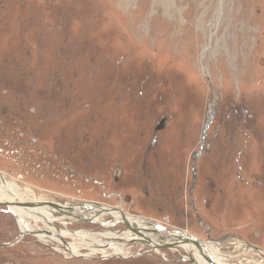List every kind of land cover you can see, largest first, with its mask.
<instances>
[{"label":"rangeland","instance_id":"1","mask_svg":"<svg viewBox=\"0 0 264 264\" xmlns=\"http://www.w3.org/2000/svg\"><path fill=\"white\" fill-rule=\"evenodd\" d=\"M0 173L264 264V0H0ZM55 245L0 206V264H189Z\"/></svg>","mask_w":264,"mask_h":264},{"label":"bare ground","instance_id":"2","mask_svg":"<svg viewBox=\"0 0 264 264\" xmlns=\"http://www.w3.org/2000/svg\"><path fill=\"white\" fill-rule=\"evenodd\" d=\"M39 199L40 198L36 197L33 191L24 189L23 186L16 182H12L6 177V175L0 173V203H9L10 205L17 206L11 207L10 210L17 218V223L22 235H34L39 241L44 243L51 242L53 245L56 244L55 248L58 249L63 246V249L67 251L71 257L90 258L89 256L91 254H89V256L81 254L82 249L88 248L93 253H103L101 256H121L125 258L126 256H129V254H127L128 251H126L128 249L126 248L130 246L142 243L148 246L149 248H147L150 250L156 246H161L164 243L171 245L177 243V240L174 237L175 235H164L157 232L153 225L150 226L148 221L137 217H128L129 224H131L136 231L127 230L124 234H118L115 232L106 233L107 231L105 230V233L79 230L78 233H75L70 230L69 227L76 226L79 222L101 225L104 229H110V231H113L114 229L111 230V227H115L118 223H123L122 217L120 214L113 211H104L100 209L89 210L88 207L75 209L67 213H60V207L57 209L49 206H27L28 204L42 203L43 201ZM62 204L59 203L58 205L65 206V204ZM67 206L72 207L73 205L72 203H69ZM56 223H60L63 230L56 229V226H53ZM41 225L43 226L42 228H40ZM44 232H47L48 235ZM67 238H70L72 242L67 243L65 241V239L68 240ZM85 242H90V244H83ZM213 247L215 246L208 244L206 247L203 246L202 250L199 251L193 245L181 244L178 248L171 250H177L178 252L186 251L188 255L187 258H189L188 261H194L197 264H211V259L213 264H230L228 261L229 259H233V257L228 256L229 253L224 252L223 250H215ZM254 249L258 251L257 248ZM106 250H109L110 252L108 251L109 253H106Z\"/></svg>","mask_w":264,"mask_h":264},{"label":"water","instance_id":"3","mask_svg":"<svg viewBox=\"0 0 264 264\" xmlns=\"http://www.w3.org/2000/svg\"><path fill=\"white\" fill-rule=\"evenodd\" d=\"M165 122V121H164ZM162 123L161 124V126L160 127H158L159 128V130H161L163 127H164V124L165 123ZM69 203H66L65 204V206L63 205V206H61V205H51V204H46V203H34V204H28L27 206L28 207H47V206H49V207H51V208H59V212L60 213H67V212H69V211H73V210H75V209H81V208H84V207H88L89 208V210H96V209H100V210H106V211H113V212H115V213H118V214H120L121 215V217H122V221H123V224L126 226V228L127 229H129V230H135V228L131 225V224H129V218L120 210V209H115V208H112V207H107V206H103V205H100V204H96V203H72V207H68L67 205H68ZM0 206H6V207H9V208H11V207H15L16 205H10L9 203H0ZM17 207V206H16ZM150 224V226H154V228H155V230L157 231V232H160V233H162V234H168V235H175L174 237L176 238V240H177V243H175V245H171V244H167V243H164L163 245H161V246H156L155 248H153V249H151V250H148V251H145V252H141V251H139L138 253H136V254H134V255H132V256H130V257H127V258H124V257H121V256H112V257H109V256H107V255H104V256H101V257H99V258H97V259H93V258H88V257H82V258H84V259H89V260H99V261H106V260H109V259H121V260H125V259H132V258H134V257H137V256H141V255H146V254H151V253H155V252H157V251H159L160 249H176V248H178L181 244H190V245H193L194 247H196L197 248V250H199V251H201L202 250V248H203V246H207L208 244L210 245H214L215 247H219V246H222L223 244H225V240H222V241H210V240H208L207 242H201L200 240H198V239H196V238H194V237H192V236H190V235H187L186 233H183V232H175V231H173V230H170V229H167V228H165V227H162V226H160V225H158V224H156V223H153V222H151V223H149ZM136 231V230H135ZM42 233V232H41ZM45 234H47L48 235V233L47 232H44ZM44 234V235H45ZM177 236V237H176ZM5 246H7V245H5ZM182 261H184V262H187V263H189V264H197L196 262H194V261H188V260H185L183 257H182V259H181ZM211 264H213V261H212V259H211Z\"/></svg>","mask_w":264,"mask_h":264}]
</instances>
